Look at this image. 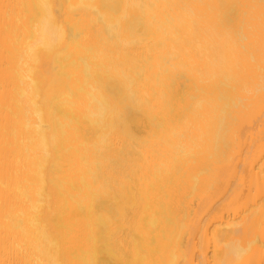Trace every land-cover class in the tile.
<instances>
[{
  "label": "bare ground",
  "instance_id": "obj_1",
  "mask_svg": "<svg viewBox=\"0 0 264 264\" xmlns=\"http://www.w3.org/2000/svg\"><path fill=\"white\" fill-rule=\"evenodd\" d=\"M219 2L0 0V5L52 4L54 24L73 36L84 34L79 48L68 49L71 60L46 48L32 53L27 37L35 10L15 9L14 31L8 33L0 10V127L6 110L18 117L7 169L0 136V262L217 264L232 246L245 249L229 257L235 264H264V32L257 10L247 45L222 40L213 28L215 11L200 7ZM102 4L130 6L121 8L126 19L118 51L107 40L108 25L97 23L102 10L82 7ZM168 18L175 20L172 27ZM193 21L199 30H193ZM85 55L87 64L80 62ZM170 56L201 69L202 78L184 71L161 75L162 58ZM117 58L140 74V96L152 102L155 121L146 114L148 106H130L125 119L135 139L114 140L113 151L97 160L87 147L96 130L88 119L86 72L107 69ZM61 85L74 93L68 103L54 99L63 93ZM24 89L29 95L20 105ZM109 90L119 92L114 84ZM162 93L171 102L168 112L160 111ZM221 95L232 105L227 134L218 145L222 106L213 100ZM181 118L177 130L173 122ZM97 166L119 177L122 188L119 198L94 205L90 189ZM37 193L44 194L42 204ZM6 215L16 226L6 223Z\"/></svg>",
  "mask_w": 264,
  "mask_h": 264
},
{
  "label": "snow or ice",
  "instance_id": "obj_2",
  "mask_svg": "<svg viewBox=\"0 0 264 264\" xmlns=\"http://www.w3.org/2000/svg\"><path fill=\"white\" fill-rule=\"evenodd\" d=\"M54 7V5L49 3L32 5H0V10H2L4 18V30L5 33L14 31L10 24V20L15 9H34L35 16L31 21L32 30L27 37L30 44V51L32 53H38L41 48H46L50 51L55 50L59 55L66 56L68 60H71V56L68 55V49L73 45L79 48V40L84 34L81 32L73 36L70 32L66 33L64 27L59 22L54 24L52 22V10ZM82 7H90L97 11L102 10V14L97 17V23L108 25V29L106 30L107 40L111 41L115 49L118 51L121 43L120 34L122 31V21L126 19V16L121 15V8L123 7L124 9H127L130 6L102 4L86 5ZM139 7H143V5H140ZM200 7L211 8L215 11L214 30L222 40L231 42L236 46L243 47L244 45H247L249 41V33L252 30V25L256 19L255 13L257 10H259L261 30L264 32V0H259L258 4H238L227 2V0H221L219 3L202 5ZM166 23L172 27L175 24V20L168 18ZM199 27L200 25L196 21H193V30H199ZM17 42H19V37H17ZM113 55H115V53H113ZM37 58L38 57L36 56L32 57L33 60ZM80 62L87 64V56L85 55L81 57ZM126 63L128 62H121L117 58L110 62V67L107 69H98L95 73L86 72V77L90 81L91 88L89 95L88 119L92 122V126L96 130L93 140L88 142L87 147L89 148V154L97 160L102 159L105 154L113 151L112 142L114 140H119L120 138H125L127 140L135 139L132 130L129 128L125 119V113L130 106H148L149 111L146 114L149 116L150 120L155 121V117L151 115V112L154 111V109L151 108L152 102L140 96L139 82L141 76L139 73H133L130 68H126ZM72 66L75 67V63H73ZM176 71L190 72L193 75L201 76V78L203 75L201 69L198 67H189L183 62H179V56L163 57L161 75L166 76L169 72ZM110 84H114L119 89L117 95H113L109 90ZM61 87L64 89L63 93L55 95L54 99L57 103L61 104L70 102L74 97L72 89L68 85H61ZM260 92L264 95V48L261 50ZM28 95L29 92L27 89L20 92L18 101L20 105L24 104ZM159 101L161 112L170 111L171 102L166 94L162 93L159 97ZM213 102L218 106H222L217 131V144L219 145L228 131L230 120L229 107L232 105V101L226 95H221L215 97ZM183 103L184 102L181 101V104ZM190 111V106L185 107L186 114ZM17 118L18 117L14 115L10 109L6 110L3 125L0 127V136H2L4 145V161L6 169L10 159L9 149L17 135L15 126V120ZM183 122V118H181L175 120L173 123L175 128L179 130L183 127ZM158 126L163 127V124L160 123ZM48 130L49 129H41V131L44 132H47ZM53 139H55V136H53ZM121 188L122 185L119 177L113 179L97 166L90 189L94 205L98 204L105 198H119ZM73 191H75V188H73ZM37 197L42 204L44 201V194L37 193ZM38 210L39 209H37V211ZM94 210L97 213L98 220L103 222V213L98 207ZM5 220L6 223L16 226L10 216L6 215ZM52 243L54 244V242ZM226 248L227 251L225 253V258L217 261V264H235V262L229 259V257L232 255H242L245 252V249L239 247L226 246ZM5 250L7 251V244L5 245ZM0 264H62V262L42 259L31 261L8 259L0 262ZM81 264H98V262L95 260H86L82 261ZM113 264H157V262L148 259H137L136 261L118 259L113 261ZM161 264H164V262H161ZM167 264H176V261H169ZM202 264H204V262H202Z\"/></svg>",
  "mask_w": 264,
  "mask_h": 264
}]
</instances>
